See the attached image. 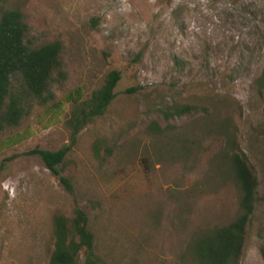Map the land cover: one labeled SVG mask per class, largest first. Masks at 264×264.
Listing matches in <instances>:
<instances>
[{"label": "rangeland", "instance_id": "obj_1", "mask_svg": "<svg viewBox=\"0 0 264 264\" xmlns=\"http://www.w3.org/2000/svg\"><path fill=\"white\" fill-rule=\"evenodd\" d=\"M6 1L41 43H64L59 97L79 86L88 99L112 71L121 81L74 144L63 124L39 131L36 113L22 128L34 136L0 152V264H46L53 216L77 207L103 264H198V236L239 215L234 154L260 196L238 264H264V0ZM173 105L196 111L167 120ZM66 146L70 190L31 154Z\"/></svg>", "mask_w": 264, "mask_h": 264}, {"label": "trees", "instance_id": "obj_2", "mask_svg": "<svg viewBox=\"0 0 264 264\" xmlns=\"http://www.w3.org/2000/svg\"><path fill=\"white\" fill-rule=\"evenodd\" d=\"M62 41L41 43L20 9H10L0 0V152L12 149L32 138V127L23 126L38 113L39 131L63 124L74 144L79 134L102 117L116 98L121 81L119 71L110 72L103 84L85 99L82 87L59 97L58 90L68 82ZM264 92V72L256 83ZM195 106L173 105L161 110L165 119L193 114ZM264 115V109H263ZM161 133L158 123L150 129ZM102 142L93 149L100 157ZM71 146L59 151L33 150L46 167L70 190V181L58 168L64 164ZM231 173L240 191L239 215L229 224L214 227L199 235L191 253L198 264H238L248 228L260 202L259 181L245 154L230 159ZM52 250L46 264H103L95 253V237L89 230L85 211L75 208L71 215L58 212L53 216Z\"/></svg>", "mask_w": 264, "mask_h": 264}]
</instances>
